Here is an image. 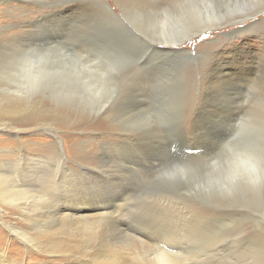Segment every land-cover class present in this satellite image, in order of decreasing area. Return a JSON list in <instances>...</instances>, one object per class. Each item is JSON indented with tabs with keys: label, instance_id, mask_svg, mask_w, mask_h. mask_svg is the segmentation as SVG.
I'll return each instance as SVG.
<instances>
[{
	"label": "rangeland",
	"instance_id": "374dc122",
	"mask_svg": "<svg viewBox=\"0 0 264 264\" xmlns=\"http://www.w3.org/2000/svg\"><path fill=\"white\" fill-rule=\"evenodd\" d=\"M154 1L156 0H151V3ZM84 2L89 7L77 4L69 8L52 10L51 0H0V32H3L1 33L3 40L6 41V38L14 34L13 32L16 33V30L20 29V27L14 28L19 22L23 23L20 25L22 31L24 29L30 31L29 24L32 20H42L41 28L36 30L35 35L47 39L63 34L64 38H68L67 41L72 42V46L66 47L71 51L79 49L74 41L81 38L104 45L107 44V39L115 34L116 29H127L135 34L136 39L144 42H137V54L139 57H144L148 44L153 41L150 31L144 30L150 29L148 22L152 18L151 12H156L158 8L150 7L149 0H84ZM103 4L108 5L117 19L103 11ZM20 5L22 9H19ZM129 6L136 20L140 22L138 29L133 24H129L125 18L128 15ZM54 12L59 15L53 16ZM47 13L53 14L50 15L52 17L48 18ZM257 18L234 24L223 30L202 34L182 48H178L184 50V53L191 58L186 57L187 61L180 59V65L184 69L189 66L193 71L203 70L195 74L193 80L196 83L194 88H196H193L192 92L190 91L191 83L176 85L170 78L168 81L166 78L160 79L161 81H156L153 86L147 84L143 82L144 79L139 74L141 73L139 65L135 64L125 66L126 68L116 72L121 76V79L117 78L120 79L118 90L108 99L104 104L105 108L101 111H97L96 108L83 111L81 103L75 104L72 99H67L72 95L66 97L62 94L60 100L57 98L53 100L48 95V90L43 92L40 89L38 92L36 89L32 99L40 100L45 110L51 106L54 107L57 114L67 119V122L63 125V121L59 120L58 125L46 128L33 129L34 127L24 126L26 130L18 133L10 129L11 126L7 129L0 126V162L5 159H14V150L17 147L24 148L25 155H36L34 149H44V156H50V154L52 156L50 146L56 144L58 150L62 149L65 163L71 173L65 179H63L65 175L62 169L56 173L57 188H55L59 199L55 204L57 206L59 204L61 208L79 209L101 208L103 205L111 204L120 205L118 211L109 209L113 213L104 221L102 220L105 231L103 233L107 235V239L111 238L109 240L112 242H121L124 235L136 236L135 238L146 242L142 245L144 249L141 247L140 252L144 251L146 254L149 252L150 257L152 255L148 247L149 249L160 246L168 248L172 245L181 247L183 248L180 253L181 260L187 264H209L216 257L221 258L219 264H237L226 258L239 253L242 258L239 264H264V176L248 187L232 183L231 187H226L221 192L216 189L215 195L209 193L208 191L215 188L211 186V181L216 178V175L218 176V173H221L219 172L221 164L225 162L226 154L221 150L219 140L223 137L226 128L224 122L216 119L224 113L216 115V110L214 111L216 114L212 112L210 120H205L211 123L208 131L209 136L212 133L211 137L205 135L201 129L192 128L199 125V117L207 114L204 107L213 95L214 90L206 92L205 88L209 86L205 87V84L200 90L199 80V76L205 70H209L212 61V65L215 61L227 62V68L239 73L253 70V80L254 76H258L256 82L261 83L258 91L255 88L254 90L246 88L240 104L231 103L227 98L220 99L225 109L219 107L221 102L217 101L218 109L225 112L230 106L232 110L227 112L241 117L245 114L243 119H249L247 111L250 108L253 114L256 113V101L262 100L263 96L259 92L261 88H264V59L261 51L264 46L262 29L264 13ZM254 22H256L255 25L248 29ZM8 26L12 28L8 29ZM235 30H240L239 35L232 33ZM228 34L231 35V39L227 36L223 37ZM202 36L207 39L202 40ZM63 41L62 39L61 43L65 44ZM220 41L224 42L222 46L218 44ZM151 51L152 49H148L146 58L144 57L143 60L145 63L157 61L166 63L164 60L170 58V55L166 53V56L164 54L154 56L151 61ZM51 53L61 54L57 50ZM205 55L212 56V61L202 59ZM248 77L251 78V74ZM60 79L62 75L56 78L58 84ZM259 132L263 135L264 145V126ZM201 136L205 138L201 139ZM43 151L41 150L39 155H42ZM14 169H20V167ZM148 203L156 205L158 209L155 222L144 215L136 214V208L139 205ZM225 205L238 213L223 225L225 238L231 239L234 246L224 253H216V257L208 251L217 246L218 241L215 238L209 236L206 238L205 245L195 247L191 240L183 238L186 242H182L181 237L169 231L170 226L191 220L195 214L199 218H206L212 214L210 209ZM106 221L111 225H108ZM4 225L22 232L33 244L22 242L20 237L8 231ZM0 233L5 237L3 238L5 242H0V250L10 249L8 253L10 264L13 262L15 264H80L85 261L82 252L70 251L65 245H61L59 252L49 250L51 242L36 235L28 218L18 210L1 204ZM170 234L173 237L167 236ZM241 241H246L242 251L239 245ZM134 244L136 243L132 245Z\"/></svg>",
	"mask_w": 264,
	"mask_h": 264
},
{
	"label": "bare ground",
	"instance_id": "6f19581e",
	"mask_svg": "<svg viewBox=\"0 0 264 264\" xmlns=\"http://www.w3.org/2000/svg\"><path fill=\"white\" fill-rule=\"evenodd\" d=\"M148 5L159 10L151 12L152 18L148 22L150 29L144 30L150 31L153 37L151 44H148L144 57L146 58L148 49H152L151 61L154 56L160 54L166 56V53L170 55V58L164 60L166 63L157 61L156 63H150V65L143 61L144 57H139L141 60L139 68L141 73L139 74L142 75L143 82L152 86L156 81L165 78L166 81L170 78L171 82L176 83V85H188L189 82V84L191 83V89L189 88L191 92L196 88H194L196 83L193 80L195 74L197 75L203 70L193 71L189 66V69L188 67L184 69L180 65V59L183 58L184 61H187L185 60L186 57L188 59L191 58L184 53V50L178 48H182L185 44L202 34L223 30L234 24L244 23L264 13V0H156L152 3L149 0ZM20 8L22 9L23 7L20 5ZM103 8L107 15L117 19V16L108 5L103 4ZM59 13L54 12V15L47 13L46 15L51 18L52 16L50 17V15L56 16ZM19 16L21 15L19 14ZM125 18H127L126 20L129 24H133L138 29L140 22L136 20L130 6L128 15ZM41 22L42 20H32L29 24L30 31L28 29L22 31V26L20 25H23V23L19 22L18 26L14 28L20 27L21 30H16V33L12 31L14 34L9 36L10 39H8L9 37L6 38V41L3 40L1 34L3 32H0V44L4 45L3 49H0V126L4 129L11 126L10 129L16 133L26 130V128H23L24 126L34 127L33 129L38 127L46 128L58 125L59 120L63 121V125L67 122V119L57 114V110L54 107L51 106L45 110L43 104H40V100L32 99L36 89L38 92L40 89L43 92L48 90V95L53 100L55 98L60 100L62 94L66 95V97L72 95V98L67 99H72L75 104L76 102L81 103L80 106L83 111H85L84 109L94 108L97 111H101L105 108L104 104L108 99L116 94L119 85L118 81L121 79V76L116 74L118 70H115V64L109 59L107 44L101 45L102 43L100 44L99 42L92 43L88 41L87 45L71 51L66 47L72 46V42L70 40L67 41L68 38H64L63 34L47 39L35 35ZM255 23H252L248 29L253 27ZM9 28L12 27L8 26ZM262 29L264 33V27ZM239 32L240 30H235L232 33L239 35ZM226 36L230 39L232 38L230 34L223 37L226 38ZM62 39L65 44L61 43ZM219 43L220 45L224 44L223 41ZM74 44H77V41H74ZM54 50L59 51L61 54H52L51 51ZM261 51L264 59V46ZM211 57L210 55H205L202 59L212 61ZM212 62L209 70H205L199 76V80L200 90L205 84V87L206 85L207 87L209 86L207 89L204 87L206 92L214 90L212 91L213 95H211L204 107V111L207 114L199 117L200 121L197 120L199 125H192V128L201 129L205 135L209 136L208 131L211 128V123H207L205 120H210L212 112H216V110L217 114L214 112L216 115L224 113L222 115L223 119L222 116L216 118L225 124L226 130L223 137L219 140V146L226 155L224 158L225 162L221 164V169L218 166L221 173H218V176L216 175V178L213 179L214 181H211V186L215 188L208 192L214 194L216 189L221 192L222 189L231 187L232 183L247 185L246 187H248V185L254 184L264 176L263 135L259 132L264 126V88H261L259 92L263 96L262 100L256 101V113L253 114L250 111L251 108L247 111L249 119H243L245 114L241 117L237 114L228 113L227 111L232 110L230 106L227 107V111H221L216 105L218 104L217 101L221 102L219 107L224 109L225 106L220 100H224L223 98L230 99L231 103L240 104L245 95V89L251 88L254 90L255 88L258 91L261 83L256 82L258 76H254L253 80V70L239 73L227 68V62L215 61L214 65H212ZM134 64L139 65V62H130L121 68ZM249 74H251V78L248 77ZM59 75H62L60 84L56 82V78ZM135 75L138 74L135 73ZM118 77H120L119 80L117 79ZM36 95L38 96V94ZM201 106L203 107V105ZM226 112L227 114H225ZM187 114L190 113L187 112ZM211 134L209 137H211ZM203 138L205 137L201 136V139ZM50 147L53 152L52 156L51 154L50 156H44V149H34L36 155H25L24 148L17 147L14 150V159H5L0 162V204L14 208L28 218L37 233L36 235L51 242L49 250L59 252L61 245H65L70 251H80L85 259L80 264L186 263L181 260L180 253L182 251H176L177 246L174 247L172 245L164 248V246L159 245V248L152 247L149 249L147 244V249L151 251L152 255L150 257L149 252L148 254L144 251L140 252L142 245L146 242L135 238L136 236L124 235L123 240L118 243L109 240L111 238L107 239V235L105 236L103 233L105 231L102 220L104 221L106 217H109L113 213L112 211H118L120 205L111 204L110 206L103 205L101 208L83 207L80 209L74 207L61 208L59 204L57 206L55 202L58 201L59 195L56 192L57 183L55 184V180H57V177L55 178V175L59 172V169H62L65 175L63 179H65L71 171L65 163L62 149L58 150L56 144ZM41 150L43 153L39 155ZM15 167H20V169H14ZM85 169L87 170V168ZM85 174L87 173L85 172ZM76 187L78 188V186ZM113 199L116 200L115 198ZM111 208L112 211H109ZM196 218H199L197 214H195V217H191V220ZM99 222L102 223L99 224ZM106 223L108 224L107 221ZM4 227L15 236L20 237L22 242L33 244L28 240L29 237L27 238L22 232L15 230L13 227L9 228L8 225H4ZM112 230L114 229L112 228ZM119 233L121 232L119 231ZM167 236L173 237L172 234ZM3 238H5L4 235L0 233L1 243L5 242ZM133 243L136 244L132 245ZM8 253H10V249L3 248V250H0V264H10ZM12 264L15 263L13 262Z\"/></svg>",
	"mask_w": 264,
	"mask_h": 264
},
{
	"label": "snow or ice",
	"instance_id": "6c2138e0",
	"mask_svg": "<svg viewBox=\"0 0 264 264\" xmlns=\"http://www.w3.org/2000/svg\"><path fill=\"white\" fill-rule=\"evenodd\" d=\"M82 5L89 7L84 0H51L50 7L52 10L69 8L73 5ZM202 40L207 39V37L202 36ZM137 42L144 43L136 39L134 33L128 31L127 29H116L115 34L107 39V50L109 53V59L113 61L116 66L115 70H119L122 66L130 62H139V67L141 60L137 54ZM87 39L81 38L77 41L76 47L80 48L87 45ZM4 45L0 44V49H3ZM130 79V78H129ZM211 215L206 218H196L188 220L183 223L175 224L169 227V231L178 237L187 238L192 241L193 246L201 247L205 245L206 238L211 236L215 238L218 243L217 246L208 251L214 257L216 253H224L230 247L234 246L231 239L225 238V232L223 225L232 217L237 215L235 209L228 207L227 205L216 209H210ZM136 214L144 215L153 222L156 221L158 215V209L154 204H142L136 208ZM246 241L240 242L241 251L243 250ZM183 248L178 247L176 251H182ZM240 251V252H241ZM226 259L232 260L239 264L242 259L240 253L235 256H229ZM221 260L220 257H216L215 260L209 262V264H219Z\"/></svg>",
	"mask_w": 264,
	"mask_h": 264
}]
</instances>
